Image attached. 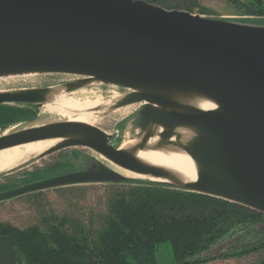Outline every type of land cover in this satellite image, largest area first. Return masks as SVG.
Here are the masks:
<instances>
[{
    "label": "water",
    "instance_id": "obj_1",
    "mask_svg": "<svg viewBox=\"0 0 264 264\" xmlns=\"http://www.w3.org/2000/svg\"><path fill=\"white\" fill-rule=\"evenodd\" d=\"M29 73L80 77L64 84L69 92L92 81L120 87L123 97L112 109L140 105L122 130L131 123L139 148L156 136L159 146H179L196 162L197 179L187 183L147 165L131 149L111 143L112 134L78 121L54 120L0 135V151L59 140L34 158L88 148L146 181L264 214V24L146 0H0V77ZM49 88L0 91V104L38 109ZM193 96L216 108L200 110L181 100ZM156 125L159 134L151 128ZM179 128L195 134L183 143ZM85 160L81 169L0 191V202L50 188L132 179L93 157Z\"/></svg>",
    "mask_w": 264,
    "mask_h": 264
},
{
    "label": "trees",
    "instance_id": "obj_2",
    "mask_svg": "<svg viewBox=\"0 0 264 264\" xmlns=\"http://www.w3.org/2000/svg\"><path fill=\"white\" fill-rule=\"evenodd\" d=\"M37 113L32 105L0 104V127ZM81 168L80 160H68L23 184ZM124 183L129 186L110 199L96 239L81 238L57 225L49 233L1 226L0 264H159L156 252L165 242L172 245L175 264H203L264 248L263 213L168 184L132 179Z\"/></svg>",
    "mask_w": 264,
    "mask_h": 264
},
{
    "label": "rangeland",
    "instance_id": "obj_3",
    "mask_svg": "<svg viewBox=\"0 0 264 264\" xmlns=\"http://www.w3.org/2000/svg\"><path fill=\"white\" fill-rule=\"evenodd\" d=\"M158 3L157 5L160 6L190 10L195 14L206 17L247 23H264V0H160ZM79 78L78 76L66 74L35 73L0 77V91L53 86L76 82ZM88 84L70 92L80 89L87 90L93 98L103 101L102 109L93 118V121L96 122L95 125L112 134L111 143L115 145H122L125 140H137L138 138L134 134L131 123L127 124L123 130L122 126L139 109L140 105L134 104L133 108L127 111L122 108V110L118 111H115L116 109L112 110L108 104L118 95H121L124 90L118 86L103 85L97 81H92ZM47 114L43 105L38 108V113L35 117L0 127V135L40 126L55 120L51 119L52 115ZM75 152L79 153L80 156L78 158L74 156ZM86 157H93L111 167L115 166L88 148H68L41 159L33 158L15 166L12 168L13 170L9 169L1 172L0 187L10 188L22 185L24 182L34 180L38 172H45L58 163L68 160L75 163L78 160L86 161ZM127 176L138 182H144L149 179L147 176H138L136 174ZM128 186L129 184L126 183L69 185L1 201L0 227H15L24 231L37 229L42 233H49L50 227L57 225L70 234L78 235L81 238L85 236L89 240H94L97 238L99 229L104 225L110 199L117 190ZM262 227H264V224H262ZM156 259L159 264H175L170 242L162 243L159 246L156 252ZM262 262H264V248L245 255L217 259L203 264H263Z\"/></svg>",
    "mask_w": 264,
    "mask_h": 264
},
{
    "label": "bare ground",
    "instance_id": "obj_4",
    "mask_svg": "<svg viewBox=\"0 0 264 264\" xmlns=\"http://www.w3.org/2000/svg\"><path fill=\"white\" fill-rule=\"evenodd\" d=\"M122 97L121 93V95H118L114 100L112 99L113 101L109 103L108 106L116 104ZM181 100L185 104L200 110H211L216 108V105L205 97L193 96L182 98ZM133 106L134 104H129L117 108L115 111L121 108L127 111L133 108ZM102 107L103 101L93 98L87 90L80 89L78 91L69 92L64 84L50 86L48 92L45 94L44 109L46 113L52 115L51 119L55 120L78 121L95 125L96 122L93 121V118ZM151 128H153L157 134L162 131V127L158 125L152 126ZM176 133L182 136L183 143L188 142L190 136L195 134L193 130L188 128H179ZM158 140L159 138L157 136L150 138L144 148L137 147L139 144L138 140H125L122 144V148L131 149L135 157L147 165L166 170L173 177L181 181L187 183L194 182L197 179L198 168L193 158L187 154L185 150L173 143L159 146ZM174 140L175 137H173L172 142ZM57 142H59V140L39 141L0 151V173L29 161L51 146H54ZM114 167L126 175L136 174L138 176H143L129 170L121 169L116 166ZM150 178L157 181H171L163 177L151 176Z\"/></svg>",
    "mask_w": 264,
    "mask_h": 264
},
{
    "label": "flooded vegetation",
    "instance_id": "obj_5",
    "mask_svg": "<svg viewBox=\"0 0 264 264\" xmlns=\"http://www.w3.org/2000/svg\"><path fill=\"white\" fill-rule=\"evenodd\" d=\"M115 145V144H114Z\"/></svg>",
    "mask_w": 264,
    "mask_h": 264
}]
</instances>
